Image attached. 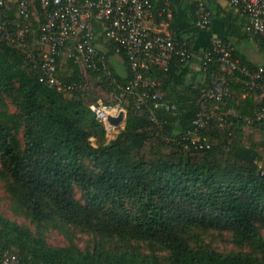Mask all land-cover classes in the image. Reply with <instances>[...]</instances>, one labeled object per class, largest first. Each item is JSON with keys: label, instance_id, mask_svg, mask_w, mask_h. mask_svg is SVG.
<instances>
[{"label": "trees", "instance_id": "obj_1", "mask_svg": "<svg viewBox=\"0 0 264 264\" xmlns=\"http://www.w3.org/2000/svg\"><path fill=\"white\" fill-rule=\"evenodd\" d=\"M175 32L200 52L191 38ZM112 54H106L111 73L103 68L101 51L102 69L90 75L108 78L104 86L127 110L125 127L109 139L90 109L88 97L99 100L90 88L51 86L38 64L0 41V171L8 176L13 212L38 227L76 226L100 239L93 249H82L65 231L70 244L53 247L41 232L0 214L1 249L28 264H264V121L247 119L264 107L261 91L234 84L220 101L226 123L213 121L204 131L211 148L186 149L164 136L180 137L193 129L199 111L211 108L203 96L214 64L201 68V80L191 73L193 59H176L168 71L148 60L143 77L160 80L163 96L153 98L150 91L140 104L122 89L134 76L129 58L122 53V74L110 63ZM61 62V78L85 83L74 58ZM10 104L15 113L8 111ZM20 128L22 140L14 132ZM196 228L227 230L249 251H219L195 238ZM110 242L115 246L108 247ZM133 242L152 248L144 252Z\"/></svg>", "mask_w": 264, "mask_h": 264}, {"label": "built area", "instance_id": "obj_2", "mask_svg": "<svg viewBox=\"0 0 264 264\" xmlns=\"http://www.w3.org/2000/svg\"><path fill=\"white\" fill-rule=\"evenodd\" d=\"M0 0V41L23 52L25 57L40 66L43 80L59 90L90 88L91 71L103 68L111 73L106 54L129 58L134 73L132 80L123 86L124 95L138 98L143 104L154 91L153 98H162L161 81L144 78L141 69L148 68V60L165 71L176 59L190 61L196 54L186 41H180L172 28L173 10L169 0ZM248 17L246 29L252 34L264 36V0H229ZM158 18H160L158 20ZM213 11L200 1L195 10V26L208 30ZM233 42L213 37L210 46L201 56V68L210 74V83L204 94V103L211 108L201 110L193 120V129L180 137L164 136L168 141L182 144L186 149H210L211 143L204 134L213 121L226 123L220 101L232 94L233 85L243 82L246 92L261 91L264 96V65L251 67L238 56ZM74 58L80 66L85 83L66 82L60 77L61 60ZM142 89V90H141ZM246 96V94L244 95ZM95 117L105 124L109 139L125 127L127 110L122 101L109 103L90 101ZM165 105L168 110L175 104ZM234 115L238 114L232 110ZM124 117L113 123L110 117ZM249 122L264 121V107L255 108ZM0 264H28L17 253L0 246Z\"/></svg>", "mask_w": 264, "mask_h": 264}, {"label": "crops", "instance_id": "obj_3", "mask_svg": "<svg viewBox=\"0 0 264 264\" xmlns=\"http://www.w3.org/2000/svg\"><path fill=\"white\" fill-rule=\"evenodd\" d=\"M203 1L213 11V20L210 29L198 31L195 26L194 10L197 4ZM173 18L171 20L174 29L185 40L194 42L199 53L190 64L191 73L197 72L198 79H203L201 72V54L206 44L213 37L227 39L236 46L238 57L255 65H264V40L255 36L246 29L248 17L240 8L230 4L229 0H169ZM193 37V38H192ZM259 51V54L254 52ZM110 57H115L110 55ZM120 70V68H118ZM123 69L119 73L123 74Z\"/></svg>", "mask_w": 264, "mask_h": 264}, {"label": "rangeland", "instance_id": "obj_4", "mask_svg": "<svg viewBox=\"0 0 264 264\" xmlns=\"http://www.w3.org/2000/svg\"><path fill=\"white\" fill-rule=\"evenodd\" d=\"M256 53L259 54V51H257ZM113 56L115 57H110V63L118 70V72H120L121 69L125 68L122 57L118 55ZM118 68H120V70ZM89 79L91 85L90 90L98 96L99 100H103L109 103L116 102L117 95L113 91H110L106 86H104L108 78L104 76H90ZM88 101L90 102L94 100L88 97ZM8 111L11 113H15L16 107L10 104ZM11 125L13 124L11 123ZM16 131L14 132L22 140L23 129L20 128L17 132ZM7 180L8 176L0 171V214H2L4 217L16 220L20 224L29 226L37 234L38 232H41L46 238L47 243L53 247H64L70 244V241L65 231H69L70 233H72L73 242L76 243L82 249H93L95 244L100 241L99 237L96 234L76 226H70L67 230L66 228H64V231L52 226L38 227L37 224L32 222L28 217L24 215L15 214L12 210V201L6 187ZM76 196L78 198L81 197V192L79 190L76 191ZM193 233L195 238H198L199 240H203L205 242H210L217 250L222 252L249 251V247L241 248L237 246L233 242V236L231 232L227 230H203L201 228H196L195 230H193ZM262 233L264 234V228H262ZM133 243L140 244L141 249L144 252H149L152 248V246L148 243ZM106 245L108 247L115 246V244H113L112 242L106 243ZM159 254L165 259L166 252L159 251Z\"/></svg>", "mask_w": 264, "mask_h": 264}, {"label": "water", "instance_id": "obj_5", "mask_svg": "<svg viewBox=\"0 0 264 264\" xmlns=\"http://www.w3.org/2000/svg\"><path fill=\"white\" fill-rule=\"evenodd\" d=\"M110 121L113 123H119V122L124 121V117L123 116H120L119 118L110 117Z\"/></svg>", "mask_w": 264, "mask_h": 264}]
</instances>
